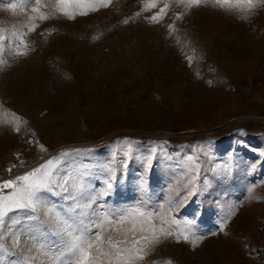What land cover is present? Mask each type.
<instances>
[{"label": "rangeland", "instance_id": "rangeland-1", "mask_svg": "<svg viewBox=\"0 0 264 264\" xmlns=\"http://www.w3.org/2000/svg\"><path fill=\"white\" fill-rule=\"evenodd\" d=\"M156 14L160 21L150 22ZM22 40L27 55L17 54ZM0 62V179L79 149L58 175L86 169L95 192L105 166L116 170L112 194L85 209V225L143 204L181 227L192 221L204 237L195 246L163 240L139 264H264V6L248 14L235 0L190 9L177 0H0ZM152 147L158 152L146 171L142 158ZM189 156L202 190L169 212V197L183 195L193 175ZM48 203L67 215L71 202ZM111 218L102 238L140 223ZM19 219L20 244L6 235L0 264H49L61 245L53 228Z\"/></svg>", "mask_w": 264, "mask_h": 264}, {"label": "snow or ice", "instance_id": "snow-or-ice-1", "mask_svg": "<svg viewBox=\"0 0 264 264\" xmlns=\"http://www.w3.org/2000/svg\"><path fill=\"white\" fill-rule=\"evenodd\" d=\"M70 2L71 0H57L60 5ZM110 2L111 0H101L102 6H107ZM177 3L183 4L186 9H190L209 3L213 6L223 7L230 5L231 0H177ZM240 4L245 5L246 12L250 14L255 8L264 6V0H235L236 6ZM152 6L155 7V4ZM167 7L168 5L165 4V8ZM59 11L65 15L68 14L64 7H60ZM163 12L164 9H161V13ZM80 14L86 15L87 12ZM47 18L46 15L40 16L41 20ZM160 18L161 15L156 14L148 19L150 22L158 23ZM180 18H182V14L177 15V19ZM242 18L247 19L248 15L245 14ZM124 23H128V20H125ZM35 27L36 25H33L31 30H35ZM168 27L171 29L174 26L169 25ZM21 43L24 44V49L18 50L17 54L27 55L30 50L27 42L22 40ZM187 59L191 61L193 57L189 56ZM2 66L3 63L0 62V67ZM208 83L211 84L212 81H208ZM28 142L33 143L31 140ZM121 143L128 147V151L124 152V156L127 158L132 150L131 144L127 138ZM41 149L46 151L43 145H41ZM80 151L79 149L61 151L57 156L47 159L44 163L21 175H16L11 179H0V241L7 235L10 236L14 246H19L20 234L15 229L21 224L20 214H23L26 221H42L45 225H50L53 228L52 235L60 239L61 245L57 249L59 255L53 256L49 264H139L163 240L173 238L179 242L183 239L195 246L204 238L203 236H196L193 232L192 221H184L183 227H181V222L174 217L166 218V216L148 212L144 209L143 204L118 210L115 214L104 213L100 217L101 222L99 224L90 221L89 224L85 225L82 219L86 215L85 209L91 208L96 200L112 194L116 170L110 166H105L107 178L103 181L104 187L95 192L90 189V185L86 182L89 175L86 169L77 167L71 172L58 175L60 164L66 163L68 157L78 155ZM149 152V155L142 158L146 171L151 168L158 148L152 147ZM187 166L193 175L185 184L186 191L183 195L177 193L178 198L176 200L169 197V212L185 205L192 196L202 190L196 182L199 172L196 159L189 156ZM252 167L255 168V165ZM7 171L11 173L12 168L7 169ZM146 183L141 177L138 184L140 191L145 193L147 192ZM248 192L249 199L256 198L252 188H249ZM49 196L70 201L71 203L66 210L68 214L63 215L55 210L54 205L50 206L48 203ZM85 200L87 202L82 203ZM233 214L234 212L229 213V215ZM112 215L116 216L118 225H123L125 221L136 220L137 218L140 223H133L124 232L119 231L118 228L112 229L117 233L116 236L108 235L102 238L101 233L105 225L113 223ZM157 220L159 226L154 223ZM223 227L224 225L221 224V231H223ZM90 228H98L101 231L90 236L88 235ZM0 250H6L3 243H0ZM37 251L40 252L41 250L38 249ZM30 264H34V259Z\"/></svg>", "mask_w": 264, "mask_h": 264}]
</instances>
